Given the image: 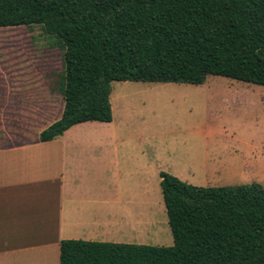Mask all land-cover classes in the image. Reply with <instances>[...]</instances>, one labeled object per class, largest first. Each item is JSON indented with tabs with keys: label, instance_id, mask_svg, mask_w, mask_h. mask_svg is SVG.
<instances>
[{
	"label": "trees",
	"instance_id": "1",
	"mask_svg": "<svg viewBox=\"0 0 264 264\" xmlns=\"http://www.w3.org/2000/svg\"><path fill=\"white\" fill-rule=\"evenodd\" d=\"M37 25L63 51L60 117L111 120L112 81L264 86V0H0V27ZM173 244L63 239L58 264H264V186H196L161 171Z\"/></svg>",
	"mask_w": 264,
	"mask_h": 264
},
{
	"label": "rangeland",
	"instance_id": "2",
	"mask_svg": "<svg viewBox=\"0 0 264 264\" xmlns=\"http://www.w3.org/2000/svg\"><path fill=\"white\" fill-rule=\"evenodd\" d=\"M52 39L37 25L0 27L1 105L17 113L18 125L2 118V127L16 129L19 141L38 140L63 110V51ZM109 102L111 120L89 121L80 133L83 139L117 144L119 154H131L120 159L114 183L136 194L139 183L140 197L144 184L142 244H173L161 171L196 186L253 181L264 186V86L218 75L200 84L112 81Z\"/></svg>",
	"mask_w": 264,
	"mask_h": 264
},
{
	"label": "crops",
	"instance_id": "3",
	"mask_svg": "<svg viewBox=\"0 0 264 264\" xmlns=\"http://www.w3.org/2000/svg\"><path fill=\"white\" fill-rule=\"evenodd\" d=\"M1 104L0 97V264H58L63 239L142 244L144 184L140 197L139 183L137 194L114 183L131 154L83 139L89 121L49 141H19L16 129L2 127L8 118L17 128V113Z\"/></svg>",
	"mask_w": 264,
	"mask_h": 264
}]
</instances>
